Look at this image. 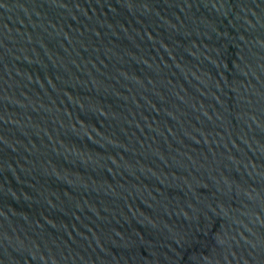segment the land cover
I'll use <instances>...</instances> for the list:
<instances>
[{
  "label": "water",
  "instance_id": "water-1",
  "mask_svg": "<svg viewBox=\"0 0 264 264\" xmlns=\"http://www.w3.org/2000/svg\"><path fill=\"white\" fill-rule=\"evenodd\" d=\"M0 264H264V0H0Z\"/></svg>",
  "mask_w": 264,
  "mask_h": 264
}]
</instances>
